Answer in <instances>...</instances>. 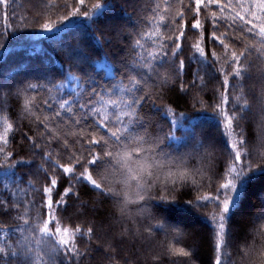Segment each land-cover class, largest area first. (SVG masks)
<instances>
[{
	"label": "snow or ice",
	"instance_id": "obj_1",
	"mask_svg": "<svg viewBox=\"0 0 264 264\" xmlns=\"http://www.w3.org/2000/svg\"><path fill=\"white\" fill-rule=\"evenodd\" d=\"M47 6L56 20L32 21L63 71L0 75V264H196L195 238L172 213L209 207L211 264H237L229 249L264 264V195L239 242L230 223L264 177V0ZM0 17L6 51L32 21L14 0H0ZM184 97L193 111L179 110ZM189 187L214 190L181 203ZM112 206L119 216L106 221Z\"/></svg>",
	"mask_w": 264,
	"mask_h": 264
},
{
	"label": "trees",
	"instance_id": "obj_2",
	"mask_svg": "<svg viewBox=\"0 0 264 264\" xmlns=\"http://www.w3.org/2000/svg\"><path fill=\"white\" fill-rule=\"evenodd\" d=\"M74 2V0H73ZM88 3H94L95 0H86ZM16 5V11L20 15L27 16L30 21L32 17L36 15L37 12L42 15L39 17L40 22L45 19L56 20L58 9H52L48 7L49 0H14ZM129 12L132 11L131 7L127 9ZM120 13H112L111 17L119 18ZM109 17V18H111ZM14 18H10L9 24L13 23ZM4 26V20L0 17V29ZM82 26L77 25L74 21L70 26V31L68 36L71 37L77 31L80 30ZM33 29H37L33 31ZM63 55H58L56 52L55 42L51 38L50 34L38 30V25L36 22L32 21L29 24L28 29H22L20 31L14 32L10 38L7 40V50L0 51V75L8 72H24V73H38L43 68L48 69H58L63 71ZM96 71L103 75L102 69H96ZM214 86V82L210 83L209 88ZM70 90V89H69ZM204 100H211V92H205L201 94ZM171 102V101H169ZM180 111H193L192 108V98L184 97L179 100ZM175 107V105H173ZM197 108L199 106L197 105ZM195 124L203 123L204 126L211 125L212 129L215 128V121L210 119L204 120L203 118L193 121ZM249 128V133L253 137L259 135V129L257 124L252 123L247 125ZM181 135L182 132L177 133ZM199 180V177H197ZM191 183V181H189ZM214 189L205 188L203 192H210ZM203 192H198L194 187H189L181 190L178 195V200L183 203L189 200H195L197 195L203 194ZM264 195V177H258L253 181L251 187L248 190V194L244 199L242 205H237L239 211L233 210L234 215L230 221L231 226L234 229L233 240L239 242L245 233L250 231L251 225L249 223L250 218L259 211V198ZM87 198V197H85ZM211 210L209 209H194L191 212H183L181 210H176L172 213L175 222H181V226L187 228V230L193 234L195 242L198 247V258L196 264H211L212 261V239H211V227L209 225L208 219L205 218L206 213ZM114 212L116 216H119L118 210L115 206L111 208L101 209L100 216L105 218L107 221L109 213ZM9 223L13 221L9 220ZM164 237L159 236L157 243L163 242ZM191 243V240L188 241ZM232 252L233 260L237 261L239 264V257L236 255L233 249H229Z\"/></svg>",
	"mask_w": 264,
	"mask_h": 264
}]
</instances>
